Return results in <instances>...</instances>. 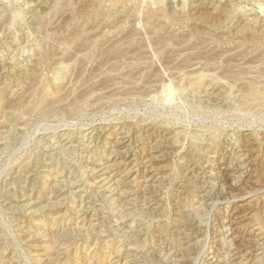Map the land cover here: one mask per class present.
I'll return each instance as SVG.
<instances>
[{
  "label": "rangeland",
  "instance_id": "obj_1",
  "mask_svg": "<svg viewBox=\"0 0 264 264\" xmlns=\"http://www.w3.org/2000/svg\"><path fill=\"white\" fill-rule=\"evenodd\" d=\"M200 1L0 0V264H264V37Z\"/></svg>",
  "mask_w": 264,
  "mask_h": 264
},
{
  "label": "bare ground",
  "instance_id": "obj_2",
  "mask_svg": "<svg viewBox=\"0 0 264 264\" xmlns=\"http://www.w3.org/2000/svg\"><path fill=\"white\" fill-rule=\"evenodd\" d=\"M241 1L242 0H238L235 3L234 0H201L200 3L202 2L201 3L202 4L201 8L204 11L208 12L209 15H213V17L217 21V23L225 22L226 24H228L229 27H231V34L228 37H226V39H225L226 41L228 40V38L229 39L230 38H233V39L235 38L236 39L238 37L241 38V40L248 39L250 41H261V39L264 37V3L262 5H259V8H258L259 11L258 12H253V13H247L246 12L245 13V12H239L237 10V5H239L241 3ZM263 2H264V0H263ZM222 36H220L218 34L215 37L216 38H223ZM216 38H215V40H216ZM233 73H234V71H233ZM241 80H243V79H241ZM237 81H240V80H237ZM245 85H246L245 82H240L238 84V87L240 86L242 88V87H245ZM248 85H249V82H248ZM244 135L249 137V135L246 134V133ZM253 156L254 155H252V153H249V155H248V161H249L250 166H252V167L254 165ZM218 168H219L221 174L224 177L229 179V175H230L231 170H232L231 166L229 165V163L226 162L225 160H220L218 162ZM250 177H251L250 173L248 171H245L243 173L241 179L238 182L229 181V183H228L229 185L227 187L228 190H238L242 186L243 183L247 182L250 179ZM244 204H245V201H242L241 203H239V205H235L234 207H232V209L230 211V214L228 216L231 217V216L235 215L237 210L240 207H242ZM231 224H233V223H231ZM248 234L249 233H247L246 231L240 230L236 226L235 227L232 226L231 235L234 238V240H236V242L239 241L238 239L240 238V235L241 236H246ZM212 257H210V256L208 257L207 256V259L211 260ZM236 258L237 257H236V254H235L233 259L235 260Z\"/></svg>",
  "mask_w": 264,
  "mask_h": 264
}]
</instances>
